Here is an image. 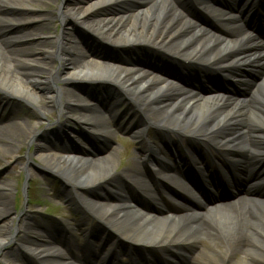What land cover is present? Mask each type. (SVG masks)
Listing matches in <instances>:
<instances>
[{
  "label": "bare ground",
  "instance_id": "bare-ground-1",
  "mask_svg": "<svg viewBox=\"0 0 264 264\" xmlns=\"http://www.w3.org/2000/svg\"><path fill=\"white\" fill-rule=\"evenodd\" d=\"M132 1L133 4L127 5V0H0V112H4L0 116L1 156L15 155L16 147L21 149L42 139L44 124H33L27 117L23 121L19 119L20 107L30 109L36 118L44 120L54 116L49 107L59 110L60 119L66 120L65 129L73 122L68 116L73 113L84 131L98 139L111 138L117 133L111 126L115 119L111 113L101 108L72 111L87 107V99L81 102L77 97L62 98L57 84L66 81L73 85L76 79L86 83L111 82L120 88L121 93L116 95L121 101L132 102V109L138 111L136 116L141 115L132 130L145 149L139 153L141 157L142 153L155 158L162 154L155 152L148 140L147 132L154 126L155 134L162 138L166 131L180 130L188 142H220L224 147L238 142L246 144V141V145L251 144L252 134L257 133L254 129L264 126V77L251 89L247 100H235L225 92L203 93L164 70L136 60L151 58L161 65L168 58H182L185 67L169 63L175 67L172 72L176 73L178 68L186 72L195 70L205 79L208 73L253 67L264 61V48L257 46L250 51L255 54L252 56H257L254 60L248 59L246 53L237 55L233 51L239 38L247 35L243 18L235 15L236 21L221 22L217 32L197 21L182 0ZM112 6L118 8L115 13L103 14ZM37 10L42 11L40 15L33 14ZM55 19L63 25L60 33L54 25ZM78 27L108 41L114 50L123 45L120 52L128 57L105 58L90 51L77 36L69 40ZM55 60L57 66L53 65ZM93 102L96 100L88 104ZM13 103L15 107L10 106ZM249 124L257 127L252 130ZM259 133L264 135V129ZM42 140L35 150L46 172L64 183L66 190H71L68 196L80 200V205L95 216L96 226L113 232L129 248L141 249L136 252L142 260L140 264H159L158 260L164 264H187L186 259L200 241H205V249L217 248L219 252L208 253L206 260L195 253L192 264H264V198L253 191L264 182V172L261 171L259 178L249 184V191L237 200L207 205L208 214L180 202L178 205L184 207L175 213L162 199L166 193L155 185L150 187L143 176L150 175L154 184L169 182L179 186L180 173L187 169L183 154L194 156L198 165L204 167V159L198 152L186 149L182 154L176 150L173 158L180 164L174 168L160 165L159 159H153L148 168L146 164L129 160L123 172L116 150L96 159L93 154L65 151L70 150L68 146L56 152L48 140L44 137ZM236 151L235 157L246 161L244 169L251 167L247 163L251 150ZM134 155L129 152V157ZM133 181L142 194L152 197L159 213L137 203ZM114 183H118L117 188ZM14 189L9 179L0 184L1 262L84 264V251L62 240L63 234L56 224L33 230L25 218L22 229L27 235L15 240L18 216L11 209ZM109 189L114 190L113 196L108 194ZM182 189L189 199H198L199 191L193 184ZM14 244L15 248L9 249ZM28 253L39 262L29 258Z\"/></svg>",
  "mask_w": 264,
  "mask_h": 264
},
{
  "label": "rangeland",
  "instance_id": "rangeland-1",
  "mask_svg": "<svg viewBox=\"0 0 264 264\" xmlns=\"http://www.w3.org/2000/svg\"><path fill=\"white\" fill-rule=\"evenodd\" d=\"M132 2H133L132 0H127L126 4L127 5L133 4ZM117 9L118 8L116 6L109 7L108 9H106L105 12H103V14L104 13H108V14L115 13ZM52 10H48V12L51 13ZM40 12L42 11L37 10V12L34 11L33 14L35 13L37 15H40ZM27 17H29V14L27 15ZM31 17H32V14H31ZM54 25L57 26V28L59 29V33H60L63 25L57 19L54 20ZM25 31H28V30H25ZM56 31L57 29L52 30L51 33L53 34ZM81 33L84 35L86 34L84 32H81ZM90 38H91L90 40L87 39L88 41L87 44L89 45L91 51L96 53L100 50H103L100 47V42L97 39H94L92 35L90 36ZM29 44H32V43H29ZM46 61L48 63H52V61L49 59H47ZM54 63L55 64L53 65L57 66L56 60ZM66 85L67 84L63 82H60L57 85L62 95H63V86H66ZM61 88H62V91H61ZM209 88L210 86L206 87V89H209ZM69 90L73 92L72 88H69ZM10 106L15 107V104L13 103ZM48 109L52 110L53 108L49 107ZM3 113L4 112H1L0 116ZM17 114H18V118L21 119L22 121L25 120V117H27L28 120L33 124L44 123L43 122L44 119L36 118L34 112L28 108H25V107L18 108ZM53 114L55 115V113ZM127 119L130 124L139 123V116H136L135 113L131 111V107L128 108ZM55 120L56 119H51L50 117L46 120V122L49 123V121H55ZM130 135H131L130 132L126 131V129L122 131V134L121 133L113 134L111 138L107 140H102L101 142H97L99 150H93L82 139V144H84V146L87 148L86 150H67V151H70L73 154H79V155L93 154L92 157H95L97 159L98 157H104V155L111 153L113 150H116L114 153L116 154L118 165H121L122 171L123 170L126 171L128 159L133 161V159L129 158V151L142 150L141 147L139 146L140 141L133 140V137H131ZM154 137L156 136L153 133V129H151L150 138L152 139L153 142L157 143L158 141ZM101 143L103 147L101 146ZM36 146H37V142H34L31 144L25 145L23 148L21 147V149L19 146L16 147L15 155H12V156L10 155L1 156L0 155V184L6 179H9L10 181H13L15 185V189L12 192V199H11V209L14 211V213L18 214L17 216L19 218V220L15 222L16 223L15 230H14L15 240L19 241L23 239L25 235H27L25 231H23L22 229V223L25 218L27 220V223L30 222V224H32L33 217L41 218V216L44 215L49 218L48 225L50 223H53L55 221V218H58L64 225H66L68 227V231L70 232L69 238L71 239L73 244L77 246V243L80 244L78 242L81 240L80 237L83 236V233L80 231L87 229V228H84L86 227L84 225V221L87 219L85 218L83 212L77 208L75 204L76 201L75 203H73L74 205L71 204L70 201H68L69 204L68 203L65 204L66 203L65 196H68V194L64 193L65 188L58 179L44 172L45 168L43 166V163L37 158L38 150H32ZM139 160L140 158L134 155V162H138ZM114 186L117 187L118 184L116 183L114 184ZM25 190H26V193H25ZM171 196L169 195L168 198ZM238 197L240 196H237L236 198ZM220 198L221 196L218 195L216 196V200L213 199V201H216V202L222 201L220 200ZM236 198H234L233 200L235 201ZM138 202L146 209H151V207L153 210L156 209L155 205H153L151 202L149 203V201L138 199ZM199 203H204V201L203 200L199 201ZM212 205L214 204H210L209 206H212ZM75 209L77 212H75ZM200 210H205L207 214L209 213V209L206 205H204L203 208L200 207ZM87 222H88V229L93 227L94 224H92L88 220ZM1 223L2 221L0 220V224ZM94 223H96L95 220H94ZM82 225H84V227ZM94 228H95V233L97 234V236L101 237V235L103 234L102 230L97 229L96 225H94ZM209 242L211 241H208V243ZM204 243L205 241L204 242L200 241L199 246L193 249L194 253L200 254V257L202 260L208 259V256H207L208 253L217 254L219 252L217 248L212 249L211 251H209V249H205L203 245ZM18 244L20 243L18 242ZM13 248H15V244L9 247V249H13ZM27 256L34 258V256L31 253H29ZM34 259L37 260L36 257ZM246 259L248 260L249 258L246 257ZM0 264H3L1 262V258H0Z\"/></svg>",
  "mask_w": 264,
  "mask_h": 264
}]
</instances>
